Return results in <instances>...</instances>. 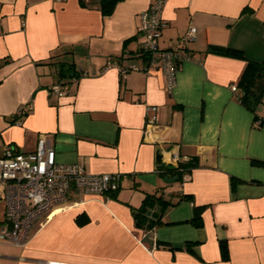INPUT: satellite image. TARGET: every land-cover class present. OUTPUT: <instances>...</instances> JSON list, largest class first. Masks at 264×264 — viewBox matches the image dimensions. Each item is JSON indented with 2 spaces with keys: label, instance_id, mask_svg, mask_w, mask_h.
Wrapping results in <instances>:
<instances>
[{
  "label": "crops",
  "instance_id": "1",
  "mask_svg": "<svg viewBox=\"0 0 264 264\" xmlns=\"http://www.w3.org/2000/svg\"><path fill=\"white\" fill-rule=\"evenodd\" d=\"M150 1L119 0L105 15L100 0H0V152L32 151L44 134L57 162L120 175L108 195L71 191V206L40 215L24 245L0 239V264H264V87L251 108L238 83L247 60L264 62V0H166L158 46L191 56L170 90L141 51ZM192 26L195 39L181 42ZM61 78L63 96L49 91ZM176 152L196 166L165 183L159 164ZM155 191L173 204L138 226L133 210Z\"/></svg>",
  "mask_w": 264,
  "mask_h": 264
},
{
  "label": "built area",
  "instance_id": "2",
  "mask_svg": "<svg viewBox=\"0 0 264 264\" xmlns=\"http://www.w3.org/2000/svg\"><path fill=\"white\" fill-rule=\"evenodd\" d=\"M166 0H151L150 5L141 12L140 32L144 35L141 51L147 58L148 67L162 69L166 75L168 90L173 87L177 66L191 59L182 46L162 49L158 46L159 37L165 27L162 9ZM196 27H190L182 36L181 42L195 39ZM107 66L120 64L108 60ZM121 72L126 69L121 68ZM77 79V77H75ZM71 79V78H70ZM68 79L61 78L49 87L50 92L63 96L68 91ZM32 108L31 103L18 107L16 116ZM154 109V108H153ZM17 124L20 121H16ZM147 129L157 128L156 116L146 120ZM56 152L48 144L46 136L38 135L32 151L17 150L13 145H5L0 152V200L4 202L3 219L0 220V239L16 245H24L27 233L35 220L42 214L67 209L68 195L71 191H84L90 194L108 195L119 187L120 175L88 174L76 163H59ZM169 165L182 173L181 180L187 178V171L179 167L191 158L177 152L170 156Z\"/></svg>",
  "mask_w": 264,
  "mask_h": 264
},
{
  "label": "trees",
  "instance_id": "3",
  "mask_svg": "<svg viewBox=\"0 0 264 264\" xmlns=\"http://www.w3.org/2000/svg\"><path fill=\"white\" fill-rule=\"evenodd\" d=\"M119 0H100L101 10L103 14L108 15L114 8L115 3ZM207 51L215 54L232 55L233 53H239L233 48L222 47V46H208ZM73 74L74 71H73ZM71 74V75H73ZM239 86L241 87V101L244 105L251 108L254 107L253 103L261 101L262 88L264 87V62L247 60L244 67V72L239 80ZM196 166L195 158H191L189 161L181 163L179 167L186 170L187 173ZM163 177L170 173L174 176L178 175V179H181L182 173L178 169L170 165L159 164L157 170ZM190 199V195H183L180 199ZM173 204L169 199H164L163 195L154 193H147L144 195L141 204L133 210V216L136 220L138 226L152 227L156 225L157 222H161V214L168 207V205ZM203 206H195L191 222L196 225L200 224V214ZM221 252L223 259L228 257L226 252V246L224 242L221 243Z\"/></svg>",
  "mask_w": 264,
  "mask_h": 264
},
{
  "label": "water",
  "instance_id": "4",
  "mask_svg": "<svg viewBox=\"0 0 264 264\" xmlns=\"http://www.w3.org/2000/svg\"><path fill=\"white\" fill-rule=\"evenodd\" d=\"M156 159L158 160V162L160 161V157H159V155L156 157ZM178 180V175L176 176H165L164 178H163V181L166 183H169V184H171V183H174V182H176Z\"/></svg>",
  "mask_w": 264,
  "mask_h": 264
},
{
  "label": "rangeland",
  "instance_id": "5",
  "mask_svg": "<svg viewBox=\"0 0 264 264\" xmlns=\"http://www.w3.org/2000/svg\"><path fill=\"white\" fill-rule=\"evenodd\" d=\"M3 210H4V202H2V200H0V220L3 219Z\"/></svg>",
  "mask_w": 264,
  "mask_h": 264
}]
</instances>
